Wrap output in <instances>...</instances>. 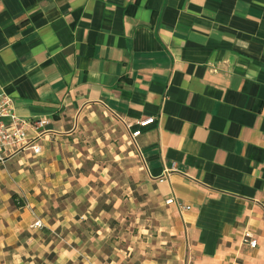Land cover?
Instances as JSON below:
<instances>
[{"label": "crops", "instance_id": "crops-1", "mask_svg": "<svg viewBox=\"0 0 264 264\" xmlns=\"http://www.w3.org/2000/svg\"><path fill=\"white\" fill-rule=\"evenodd\" d=\"M0 92L50 119L40 155L0 160V264L80 254L61 142L99 105L139 130L181 264H264V0H0Z\"/></svg>", "mask_w": 264, "mask_h": 264}, {"label": "rangeland", "instance_id": "rangeland-1", "mask_svg": "<svg viewBox=\"0 0 264 264\" xmlns=\"http://www.w3.org/2000/svg\"><path fill=\"white\" fill-rule=\"evenodd\" d=\"M61 144L64 159L76 166L63 171L61 192L73 211L71 225L61 229L83 245L73 262L43 255L27 264H181L175 215L122 122L100 105L89 106Z\"/></svg>", "mask_w": 264, "mask_h": 264}, {"label": "built area", "instance_id": "built-area-1", "mask_svg": "<svg viewBox=\"0 0 264 264\" xmlns=\"http://www.w3.org/2000/svg\"><path fill=\"white\" fill-rule=\"evenodd\" d=\"M152 118H146L136 122L138 128H142L152 123ZM50 124V119L41 117L37 119H23L17 115L14 109V99L10 95L0 92V160L9 158L21 151L30 150L34 155L41 154V145L38 142L39 137L45 131V127ZM139 130L130 132L132 138L138 136ZM168 174V171L165 172ZM161 180V179H160ZM169 205L173 203L172 199L164 201ZM182 209H188L179 204ZM36 228H41L39 220L32 224ZM244 239L247 245L254 248L256 240L250 230L243 231ZM184 264H193L187 261Z\"/></svg>", "mask_w": 264, "mask_h": 264}, {"label": "trees", "instance_id": "trees-1", "mask_svg": "<svg viewBox=\"0 0 264 264\" xmlns=\"http://www.w3.org/2000/svg\"><path fill=\"white\" fill-rule=\"evenodd\" d=\"M52 257V255H49V257L48 258H51Z\"/></svg>", "mask_w": 264, "mask_h": 264}]
</instances>
